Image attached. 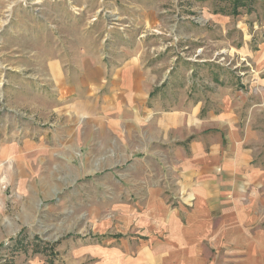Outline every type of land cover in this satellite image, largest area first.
Here are the masks:
<instances>
[{
    "label": "rangeland",
    "instance_id": "1",
    "mask_svg": "<svg viewBox=\"0 0 264 264\" xmlns=\"http://www.w3.org/2000/svg\"><path fill=\"white\" fill-rule=\"evenodd\" d=\"M90 51L113 65L138 55L149 70L130 122L110 125L102 94L84 112L77 68ZM53 57L69 100L45 97ZM5 89L13 121L1 119ZM195 109L199 125L228 110L240 147L264 165V0H0V136L35 141L26 188L4 192L0 264H93V248L137 245L139 228L185 208L169 147L151 134L157 115Z\"/></svg>",
    "mask_w": 264,
    "mask_h": 264
},
{
    "label": "crops",
    "instance_id": "2",
    "mask_svg": "<svg viewBox=\"0 0 264 264\" xmlns=\"http://www.w3.org/2000/svg\"><path fill=\"white\" fill-rule=\"evenodd\" d=\"M85 54L77 68V90L83 94L80 99L84 112L87 105H92V97L96 107L102 94L99 113L109 116L110 125L130 122L153 86L143 60L131 54L113 65L107 52ZM45 69V97L49 93L56 102L69 100L76 91L67 83L61 60L49 59ZM2 97L1 106L6 108L1 119L13 121L15 108L7 101V89L1 92ZM58 106H51L45 113ZM196 113L195 109L157 115V137L151 134L152 139L169 147L179 176V198L185 208L165 211V219L157 228H139L141 240L137 245L93 248V264H264V165L253 164L256 151L240 147L228 110L209 113L200 125ZM15 134L1 131L0 136V218L5 190L21 193L26 188L22 180L27 176L23 173L29 172L21 169L22 159L25 162L31 153L28 151L35 146L32 140L16 143ZM32 185L36 190L34 181L27 184L29 188ZM88 252L85 249L82 254Z\"/></svg>",
    "mask_w": 264,
    "mask_h": 264
}]
</instances>
